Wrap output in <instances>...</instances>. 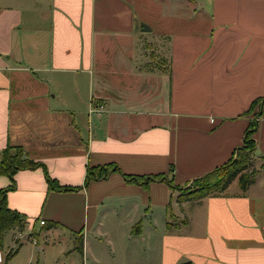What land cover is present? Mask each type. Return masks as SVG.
<instances>
[{"label":"crops","instance_id":"obj_1","mask_svg":"<svg viewBox=\"0 0 264 264\" xmlns=\"http://www.w3.org/2000/svg\"><path fill=\"white\" fill-rule=\"evenodd\" d=\"M157 52L160 67L147 60ZM258 99L264 0H0V150L22 147L60 186L82 187L87 168L120 171L73 192L49 191L41 168L18 171L7 206L35 236L6 232L3 263L26 249L32 264L44 221V237H82V264H264V101L245 114ZM258 112L249 188L181 200L234 156Z\"/></svg>","mask_w":264,"mask_h":264},{"label":"trees","instance_id":"obj_2","mask_svg":"<svg viewBox=\"0 0 264 264\" xmlns=\"http://www.w3.org/2000/svg\"><path fill=\"white\" fill-rule=\"evenodd\" d=\"M264 99H258L251 104L250 109L245 113L247 115L252 114L256 107H260ZM259 112L253 115V118L249 122L247 129L243 135V141L241 147H239L234 156L222 166L214 169L213 171L194 179L192 182L197 185L196 190L186 198H180L181 200H200L210 196H219L225 192L228 186L237 178L239 188L242 192H245L252 183L253 173H246L251 165L250 155L255 152V140L254 134L257 129V118ZM14 151L15 153H10ZM22 147L7 145L6 148L0 150V175L6 176L10 180V185L0 191V248L3 247V237L8 231L22 229L26 224V217L16 211H12L7 206L6 194L9 191L14 190L15 182L14 175L21 170H35L41 168L45 173V179L47 182L49 191L58 192H73L81 188H86L90 182L107 179L113 172H120L115 164H108L100 167L87 168L85 181L82 187H67L60 186L57 181L49 177L46 167L40 162H35L26 156ZM126 182L137 183L146 185L145 178L132 177L123 175ZM150 181H165L164 175H155L148 178ZM170 184V183H169ZM45 225V224H44ZM52 224L46 225V229L52 228ZM78 250L82 251V237L78 242ZM15 253L11 251L7 254L3 264H8V261L14 256Z\"/></svg>","mask_w":264,"mask_h":264},{"label":"rangeland","instance_id":"obj_3","mask_svg":"<svg viewBox=\"0 0 264 264\" xmlns=\"http://www.w3.org/2000/svg\"><path fill=\"white\" fill-rule=\"evenodd\" d=\"M169 1H176V2H186L187 0H169ZM205 1H203L204 3ZM157 3V2H156ZM175 11H173L172 13H174ZM191 12H193V10H191ZM202 13V11H201ZM204 13V11H203ZM186 17V15H185ZM204 18V17H202ZM160 25H155L154 29L156 30V28H159ZM152 35V34H151ZM167 40L166 38H163V36H161L160 38H158L154 43V50H160V52L165 55L164 57H162L164 63L167 64V57H166V49H167ZM157 46H160V48H156ZM162 48V50H161ZM157 56H161V54L159 52H157V54L153 53V55L151 56V59H147L148 60V64H153L155 66V64H157L159 67L162 66L163 64L161 63V61H158L157 63L155 62V59ZM144 62L146 60H143ZM141 62V61H140ZM255 110V109H254ZM10 153H15L14 151H11ZM22 157L24 158L25 156L23 155V153L21 152ZM250 161L251 162V167L249 170H246V173H250L251 171H256L259 167H260V161L257 160V158H255L254 152L251 153L250 155ZM254 161V162H253ZM254 163V164H253ZM254 165V168H253ZM255 176V173H253V178ZM237 180V178L235 179ZM234 180V181H235ZM197 185L195 183H193L192 181L185 184L184 186L181 187L180 194L182 198H186L189 197V195H191L195 190H196ZM36 231L39 232V236L37 238L38 242H39V246H41L42 250H40L39 252H36L33 260H32V264H82V260H81V255L80 253L75 249L72 250V248L74 246H78V242L79 239L81 238V236H77L76 242L77 243H73L74 240H72V235L69 234V232H65L62 231L61 232V236L60 237H56L57 235H49L47 237L45 236V231L47 230V227H41L39 224L35 225ZM32 229V228H31ZM31 229H27L24 232H16L17 235L19 234H23V237H29L31 234L33 236H35V232L33 233ZM17 230V229H16ZM15 231V230H13ZM36 241V240H35ZM74 244V245H73ZM33 250V247L31 248ZM72 250V251H71ZM29 251L30 250H26L23 249L22 251H20V253L18 255H16L15 257H13L14 259L12 260L11 264H28L29 263ZM6 252L4 253V255H6ZM64 252V253H63Z\"/></svg>","mask_w":264,"mask_h":264},{"label":"built area","instance_id":"obj_4","mask_svg":"<svg viewBox=\"0 0 264 264\" xmlns=\"http://www.w3.org/2000/svg\"><path fill=\"white\" fill-rule=\"evenodd\" d=\"M94 112H97V113H102L103 112V107H98L94 110ZM45 222L44 221H40V225H44ZM0 264H3V259H2V256H1V253H0Z\"/></svg>","mask_w":264,"mask_h":264},{"label":"water","instance_id":"obj_5","mask_svg":"<svg viewBox=\"0 0 264 264\" xmlns=\"http://www.w3.org/2000/svg\"><path fill=\"white\" fill-rule=\"evenodd\" d=\"M145 25H142L143 28H146L144 29L145 31H149L150 29L148 27H144Z\"/></svg>","mask_w":264,"mask_h":264}]
</instances>
